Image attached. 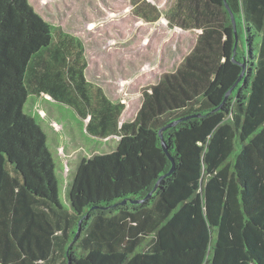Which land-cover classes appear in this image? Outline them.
Wrapping results in <instances>:
<instances>
[{
    "label": "trees",
    "instance_id": "16d2710c",
    "mask_svg": "<svg viewBox=\"0 0 264 264\" xmlns=\"http://www.w3.org/2000/svg\"><path fill=\"white\" fill-rule=\"evenodd\" d=\"M226 2L234 21L225 0H177L197 42L120 124L84 42L0 0V264H264V0ZM32 91L120 137L79 163L70 207Z\"/></svg>",
    "mask_w": 264,
    "mask_h": 264
},
{
    "label": "rangeland",
    "instance_id": "374dc122",
    "mask_svg": "<svg viewBox=\"0 0 264 264\" xmlns=\"http://www.w3.org/2000/svg\"><path fill=\"white\" fill-rule=\"evenodd\" d=\"M29 2L47 22L84 42L87 81L93 87L100 86L113 102L125 105L120 124L134 120L144 90L156 84L163 74L174 72L201 33L174 24L172 15L177 0ZM24 111L39 122L49 137L60 199L70 207L69 189L79 163L84 158L113 152L120 137L92 136L87 131L88 118L49 95L32 91Z\"/></svg>",
    "mask_w": 264,
    "mask_h": 264
},
{
    "label": "water",
    "instance_id": "95a60500",
    "mask_svg": "<svg viewBox=\"0 0 264 264\" xmlns=\"http://www.w3.org/2000/svg\"><path fill=\"white\" fill-rule=\"evenodd\" d=\"M225 4H226L227 9H228L229 12H230V15H231V17H232V20L234 21V14H233V12L231 11V9H230L228 3L226 2V0H225ZM242 66L245 67L244 64H242ZM243 74H244V68H243V72H242V74H241V77L243 76ZM241 77H240V78H241ZM227 96H228V95H227ZM172 125H174V123H171L170 125H168V127H169V126H172ZM166 128H167V127H165L164 129H162V130L160 131L161 136H163V135H162V132H163Z\"/></svg>",
    "mask_w": 264,
    "mask_h": 264
}]
</instances>
